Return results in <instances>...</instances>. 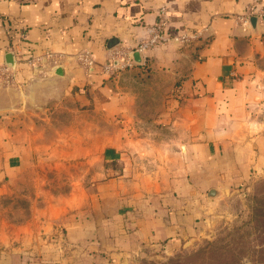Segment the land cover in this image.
I'll return each instance as SVG.
<instances>
[{
    "label": "crops",
    "instance_id": "obj_1",
    "mask_svg": "<svg viewBox=\"0 0 264 264\" xmlns=\"http://www.w3.org/2000/svg\"><path fill=\"white\" fill-rule=\"evenodd\" d=\"M161 8L168 34L195 37L137 50ZM116 48L134 63L108 72ZM9 56L17 82L0 86V185L28 207L23 219L0 216V264L21 253L39 264H128L173 251L216 199L264 177V0H0V64ZM136 70L151 84L131 83ZM64 108L75 135L88 122L104 173L68 200L22 176L33 154L57 150L35 140H58Z\"/></svg>",
    "mask_w": 264,
    "mask_h": 264
},
{
    "label": "rangeland",
    "instance_id": "obj_2",
    "mask_svg": "<svg viewBox=\"0 0 264 264\" xmlns=\"http://www.w3.org/2000/svg\"><path fill=\"white\" fill-rule=\"evenodd\" d=\"M136 67L133 65L128 69ZM130 75L128 80L131 83L136 84V80H140L151 84V75L147 71L141 73L136 70ZM66 110L64 108L59 112L57 125L63 131L58 135V140L45 135L35 141L38 144L53 142L55 146L65 145L68 148L58 150L57 146V150L33 154L36 167L22 176L44 179L41 187L47 194H64L68 200L89 192L94 180L104 173L101 168L103 154L89 151L93 138L89 136L88 122L82 121L81 130L75 135L72 122L67 121ZM14 122L22 129L28 123V115L23 110L18 111ZM20 139L24 142L25 138ZM94 143L104 144L101 140ZM0 189L1 195L5 194L0 198V216L12 214L23 219L28 207L24 197H19L17 201L9 199V193L18 191V188L12 189L5 183L0 185ZM26 256L21 253L19 264H39L34 263V258L28 259ZM128 264H264V177L239 190H228L224 196L216 199L195 236L176 250L152 251L132 259Z\"/></svg>",
    "mask_w": 264,
    "mask_h": 264
},
{
    "label": "built area",
    "instance_id": "obj_3",
    "mask_svg": "<svg viewBox=\"0 0 264 264\" xmlns=\"http://www.w3.org/2000/svg\"><path fill=\"white\" fill-rule=\"evenodd\" d=\"M252 12L255 10L254 6H252ZM168 14L165 8H161L158 12L157 20L148 26V37L141 42L137 50L143 51L158 45H162L168 43L171 40H179L181 42L189 41L190 39L194 38V35L189 34H182L179 36H171L167 32L168 26ZM23 34H21L22 38ZM133 51H123L122 49H114L111 52V59L110 61L104 65V70L110 72L111 70L116 69L118 66H126L132 65L134 63L132 59ZM80 61H82L88 68H93L95 64V58L89 52H84L79 56ZM30 64L33 62V58H29L27 60ZM17 64H0V84L11 85L17 82L16 79V68Z\"/></svg>",
    "mask_w": 264,
    "mask_h": 264
},
{
    "label": "water",
    "instance_id": "obj_4",
    "mask_svg": "<svg viewBox=\"0 0 264 264\" xmlns=\"http://www.w3.org/2000/svg\"><path fill=\"white\" fill-rule=\"evenodd\" d=\"M11 61L8 62V64H12L13 63V56H9ZM57 73H60L59 71ZM216 190L215 189H211L209 191V194H208V198L211 199L212 197L216 196Z\"/></svg>",
    "mask_w": 264,
    "mask_h": 264
},
{
    "label": "trees",
    "instance_id": "obj_5",
    "mask_svg": "<svg viewBox=\"0 0 264 264\" xmlns=\"http://www.w3.org/2000/svg\"><path fill=\"white\" fill-rule=\"evenodd\" d=\"M15 36V32L11 33V37H14ZM29 58H31L30 56L29 57H25V58H21L19 61L20 63L25 61V60H28Z\"/></svg>",
    "mask_w": 264,
    "mask_h": 264
}]
</instances>
